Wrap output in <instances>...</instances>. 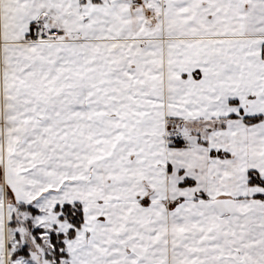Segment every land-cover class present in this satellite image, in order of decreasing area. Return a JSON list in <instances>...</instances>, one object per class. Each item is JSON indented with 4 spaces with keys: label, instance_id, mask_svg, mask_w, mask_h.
I'll use <instances>...</instances> for the list:
<instances>
[{
    "label": "snow or ice",
    "instance_id": "obj_1",
    "mask_svg": "<svg viewBox=\"0 0 264 264\" xmlns=\"http://www.w3.org/2000/svg\"><path fill=\"white\" fill-rule=\"evenodd\" d=\"M0 264H264V0H0Z\"/></svg>",
    "mask_w": 264,
    "mask_h": 264
}]
</instances>
